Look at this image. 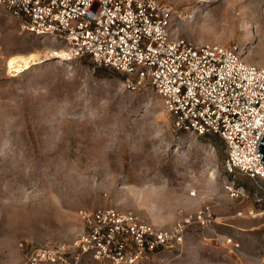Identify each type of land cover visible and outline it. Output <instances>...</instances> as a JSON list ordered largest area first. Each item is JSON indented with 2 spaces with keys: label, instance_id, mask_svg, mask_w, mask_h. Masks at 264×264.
<instances>
[{
  "label": "rangeland",
  "instance_id": "rangeland-1",
  "mask_svg": "<svg viewBox=\"0 0 264 264\" xmlns=\"http://www.w3.org/2000/svg\"><path fill=\"white\" fill-rule=\"evenodd\" d=\"M158 1L174 10L176 34L237 43L264 64V0ZM0 47V264H31L37 248L72 264H111L75 246L79 210L107 207L156 229L183 228L136 264H264V180L227 172L218 138L174 130L155 92L127 89L87 57H46L59 47L2 5ZM39 51L31 68L7 67ZM229 184L243 195L231 196ZM202 206L213 214L205 225L194 216Z\"/></svg>",
  "mask_w": 264,
  "mask_h": 264
},
{
  "label": "built area",
  "instance_id": "built-area-1",
  "mask_svg": "<svg viewBox=\"0 0 264 264\" xmlns=\"http://www.w3.org/2000/svg\"><path fill=\"white\" fill-rule=\"evenodd\" d=\"M0 5L24 30L56 44L63 59L87 57L124 74L127 89L149 88L161 98L174 130L218 138L228 171L264 180L257 152L264 136V64L249 62L241 45L176 34L174 10L158 0H0ZM226 189L243 195L232 184ZM78 216V252L111 264L148 259L181 239L183 229H156L112 207L81 209ZM194 216L200 225L213 220L209 206ZM28 261L73 263L50 248L32 250Z\"/></svg>",
  "mask_w": 264,
  "mask_h": 264
},
{
  "label": "bare ground",
  "instance_id": "bare-ground-1",
  "mask_svg": "<svg viewBox=\"0 0 264 264\" xmlns=\"http://www.w3.org/2000/svg\"><path fill=\"white\" fill-rule=\"evenodd\" d=\"M46 57H52V56H59L62 60V52L59 51H46L45 53ZM43 55L42 52H33L27 55H21V54H16L13 55L12 58L8 61L7 67L10 69V71H17V72H22L25 71L29 68H31L34 64L40 63L43 61ZM49 59V58H48Z\"/></svg>",
  "mask_w": 264,
  "mask_h": 264
},
{
  "label": "water",
  "instance_id": "water-1",
  "mask_svg": "<svg viewBox=\"0 0 264 264\" xmlns=\"http://www.w3.org/2000/svg\"><path fill=\"white\" fill-rule=\"evenodd\" d=\"M260 141L263 143H258L257 152H260V160L264 162V136L261 137Z\"/></svg>",
  "mask_w": 264,
  "mask_h": 264
},
{
  "label": "trees",
  "instance_id": "trees-1",
  "mask_svg": "<svg viewBox=\"0 0 264 264\" xmlns=\"http://www.w3.org/2000/svg\"><path fill=\"white\" fill-rule=\"evenodd\" d=\"M113 71H115L117 74H119V75H121L122 76V78H123V81L125 80V75L124 74H122V73H119L118 71H116V70H114V69H112ZM199 137H208V136H199ZM208 138H212V137H208ZM220 141V140H219ZM225 170L227 171V172H234V173H239V174H241L240 172H238V171H228L226 168H225ZM241 175H243V174H241ZM244 176H246V175H244ZM247 177V176H246ZM247 178H249V177H247ZM251 179V178H250ZM259 180H261V179H259Z\"/></svg>",
  "mask_w": 264,
  "mask_h": 264
}]
</instances>
